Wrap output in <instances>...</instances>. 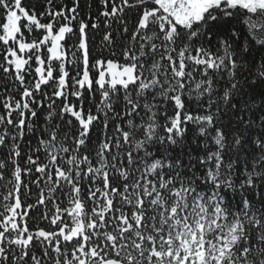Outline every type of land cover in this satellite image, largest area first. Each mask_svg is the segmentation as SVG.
<instances>
[{
  "label": "snow or ice",
  "instance_id": "1",
  "mask_svg": "<svg viewBox=\"0 0 264 264\" xmlns=\"http://www.w3.org/2000/svg\"><path fill=\"white\" fill-rule=\"evenodd\" d=\"M0 264H264V0H0Z\"/></svg>",
  "mask_w": 264,
  "mask_h": 264
}]
</instances>
